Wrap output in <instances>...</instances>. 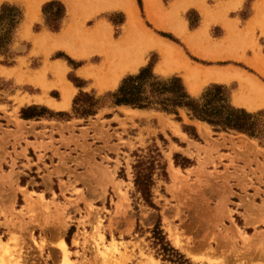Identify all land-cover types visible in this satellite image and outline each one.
<instances>
[{"label": "rangeland", "instance_id": "374dc122", "mask_svg": "<svg viewBox=\"0 0 264 264\" xmlns=\"http://www.w3.org/2000/svg\"><path fill=\"white\" fill-rule=\"evenodd\" d=\"M39 1L0 0V9L9 4L24 12L11 57L0 58V245L6 248L0 249V264H264V146L242 134L216 132L185 110L178 118L155 110L115 107L107 101L95 116L79 117L74 111L79 95H95L100 100L117 91L125 78L150 65L156 76L179 77L187 89L184 74L157 72L161 57L151 52L148 64L137 74L126 75L118 88L101 89L79 73L97 68V60H76L55 44L66 35V47L98 55L101 46L110 42L107 38L99 42L93 29L101 27L102 32L110 27L103 32L119 40L127 22L125 14L105 10L106 0H50L41 3L40 11L34 9ZM151 1L157 10L171 13L178 0ZM191 1L198 8L187 11L183 3L174 6L191 31L201 27L200 7L204 6L216 22L210 41L240 42L252 34L229 35L221 23L245 29L253 0H246L240 10V0ZM52 2L65 9L59 31L49 27L44 14V7ZM130 2L139 10L142 27L178 45L191 67H234L264 82L242 62H212L194 56L174 35L150 23L144 0ZM73 7L76 29L71 36L62 35L67 11L71 18ZM57 11L54 7L49 15ZM263 27L264 19L252 37L264 54ZM39 32L49 35L37 41L34 35ZM33 46L37 47L34 52ZM60 83L71 85L75 92L68 110L48 106V102L62 101ZM212 86L226 87L232 105L243 109L233 99L239 91L237 83L202 86L196 96L187 92L198 99ZM29 109H36L30 113L39 117L26 120L22 112ZM260 111L264 109L250 113ZM157 149L165 169L154 173L152 208L136 189L135 167L141 161L150 166ZM161 236L179 255L173 259L165 255ZM178 240L183 247L177 245ZM220 242L226 243L225 248ZM63 245H67L68 259ZM193 254L204 258L195 260Z\"/></svg>", "mask_w": 264, "mask_h": 264}, {"label": "bare ground", "instance_id": "6f19581e", "mask_svg": "<svg viewBox=\"0 0 264 264\" xmlns=\"http://www.w3.org/2000/svg\"><path fill=\"white\" fill-rule=\"evenodd\" d=\"M45 1H50V0H40L39 3H36L37 7H34V9L35 8L38 9V7L40 9L41 3L45 2ZM106 1H107L106 4H108V7L105 10H109V11L118 10V11H121L122 13H125L126 16H127V25H126V27L124 29V33H123L124 35H123V37H121L120 40L113 41L111 34L109 36V34H107L106 32H103L104 29L102 30V32H103L102 33L101 32V27L98 25L100 28H98L97 30H96V28H95V30L93 29V31H94L93 36L98 38L99 42L102 41V39H104V38H107L105 40L110 42V44L109 43L107 44L108 46H106L105 44H103V46H101V50H99V52L97 53L98 55H93L92 56V55H88V54H82V53L77 52V50H75V48L73 49L72 47H66L64 45V42H63L64 40L68 41L67 38H66L67 37L66 35H65V38L62 37L60 42H57V44H55V45H57L56 47L60 48L61 50L64 49L70 55V57H73L76 60H88V61H94V59L97 60L99 62V66L97 68H91V67L84 68V69H81V72H79V73H80L81 77H83V78H85L87 80L93 79L94 81H96L98 83L99 87H101V89L102 88H107V89H111L112 90V89L118 88L121 80L126 75H128V74H136L142 67H144L147 64V60H148L147 59V55L149 56V53H151V52H157V53H159V55L161 57V61H160L159 65H158V67H157V72H159V73L163 72V73L166 74L168 71H171V72L184 74L183 77L185 79V82H186V85L188 87V90H189L190 94L193 95V96H196V95H198L201 92V87L202 86H207V85H209L211 83L229 84V83L232 82L233 79L236 78V76L234 74H232L233 72L231 73V72L226 71V70H216V69L207 70L206 68H205L206 70H203L204 68L202 69L201 66H195V67L192 66L191 67L190 63H189V60H187V58L185 57L186 55H184L183 51L179 47H177V46H175V45H173V44H171V43H169L167 41H164V40H161V39L157 38V35L156 36L153 35L154 34L153 32L151 33L149 31L145 30L147 28L144 29L143 28L144 25L142 27L141 20L139 18V10H138L137 6H135L136 4L134 5L132 2L129 3L130 0H128V1L127 0H106ZM144 1H145V5H146L145 9H146V13H147V18L150 21V23L153 24L156 27V29H158V30L171 32L175 36L183 39L185 41L187 47L192 52L197 54L198 51L196 52V50H195L194 40H192V38H190L188 36V31H189V30L187 31V27L188 26L186 27V25H185L186 23H184V21L181 20V14L179 13L180 10L178 11V9H176L175 7L174 8L172 7L173 8L172 12L169 15H166L165 13H163L164 11L162 12V11H159V10L156 9L155 5L153 4V1H151V0H144ZM186 2H188V1L186 0ZM92 3H94V2H92ZM30 4L32 5V3H30ZM68 4L70 6H72L73 3L72 4L68 3ZM191 4L194 5L195 3H191ZM34 5H35V3H34ZM74 5L75 4H73V6ZM178 5H179V2H178ZM181 5L182 4H180V6ZM185 5L186 6L184 8H186V10H187V8H189L190 4L187 3ZM74 8H76V7H73L70 10V13H71L70 24H69V27L67 29L68 31L64 32L65 34L67 33V34L70 35L71 34V30L73 29V27H75L74 26V24H75L74 23L75 22L74 21L75 20ZM182 8H180V9H182ZM33 10H32V12L34 13ZM75 10H80V9H75ZM259 10H257V11H259ZM183 11L185 12V10H183ZM204 11H209V10L207 9V10H204ZM261 11H260V13H261ZM208 13H210V12H208ZM208 13L206 12L205 14H208ZM27 14H28V12H27ZM39 14L40 13H38V15ZM35 15L36 14H34L33 17ZM210 15H211V13H210ZM27 17H28V15H27ZM80 17H82V16H80ZM36 19H37V17H36ZM205 19H207L206 15H205ZM210 19H212V18L208 17V20L206 21L207 23H204L205 25H204V28H203L202 32H204L205 35H206V32L208 31V28L210 27L209 24L212 23V22L208 23V21ZM260 20H261V15H260ZM260 20H258V24H259ZM212 21H213V19H212ZM250 25H252V24H250ZM27 26H28V23H27ZM105 26H106V24H105ZM107 26H108V24H107ZM103 28H105V27H103ZM109 28H106L107 30L105 29L104 31L108 32ZM74 29H76V28H74ZM93 31H91V32H93ZM81 34H82V32H81ZM88 35L90 36V34H88ZM102 35H104V36L106 35V37H104ZM205 35L203 34V36H205ZM84 36H85V34H84ZM203 36H202V38H203ZM81 37H82V35H81ZM38 40H39V38H38ZM70 40H74V39H70ZM83 40H85V38ZM91 40L94 42L93 38ZM77 41H76V43H77ZM80 41H82V40H80ZM50 42L52 43L53 41L50 40ZM37 43H36V45H37ZM90 43H92V42H90ZM199 43H200V41H199ZM45 44H46V42H45ZM69 44H70V42H69ZM196 44H198V42H196ZM202 45H204V44H202ZM81 46H83V45H81ZM91 46H93V45H91ZM95 46L97 47L98 45L95 44ZM222 48H223V44H222ZM92 52H93V50H92ZM201 55H203V54H201ZM207 56H209V55H207ZM203 57H204V55H203ZM253 65H255V63ZM236 71H239V70H236ZM57 72L60 73L59 71H57ZM57 72H55V73H57ZM241 72L239 71V73H241ZM6 73H7V71H6ZM63 74L65 76V73H63ZM45 75H46V73H45ZM56 75H58V74H55V76ZM263 75H264V73H263ZM41 81H42V79H41ZM58 82H59V80H58ZM199 83L202 84V85H199ZM40 84H41V82H40ZM60 84L64 88V89L62 88V90H63L62 91V97H63L62 103L48 102V106L51 107V108L57 109V110H65V109L68 110V108L71 106L72 100L74 99L75 92H73V90H72L73 88L72 87H71L72 89L70 88V86H71L70 84H69L70 85L69 87L66 86V84H62V83H60ZM94 85H96V84H94ZM58 86H60V85H58ZM250 86H251L250 89L248 87H245V90H243L244 88L241 89L243 91L242 96H241L242 100L240 99V101H239L240 103L237 102L238 105L244 106L245 108H247V110H250V111H253V112L258 110V109L259 110L263 109L264 108V89L261 86H259L258 84H255V83L251 84ZM223 242H225V240ZM226 243H227V241H226ZM225 244L221 243V245H224L223 248H225ZM228 244H229V242H228ZM177 245H181L182 247L184 246V244H183V242L181 240L177 241ZM3 246L0 245V249L1 250H6V248L3 247ZM63 251H64V254L66 255V258H67V253H68L67 245H63ZM100 252H101V254L103 256H105L106 253H107V252L102 251V250H100ZM107 257H105V258H107ZM192 257L195 260H198V261H200V260H202L204 258L202 256H198V255H194V254L192 255ZM208 258L206 257L207 260H209ZM209 261H211V260H209ZM110 262H111V260H110Z\"/></svg>", "mask_w": 264, "mask_h": 264}, {"label": "trees", "instance_id": "16d2710c", "mask_svg": "<svg viewBox=\"0 0 264 264\" xmlns=\"http://www.w3.org/2000/svg\"><path fill=\"white\" fill-rule=\"evenodd\" d=\"M57 7L53 15L49 10ZM44 14L49 27L59 31L60 23L65 17L63 5L52 2L44 7ZM24 21L23 10L15 5H3L0 9V58H10L17 32ZM56 25H54V24ZM85 101V102H84ZM115 107L127 106L139 110H155L168 115L180 117V111L185 110L194 119L210 125L216 132H235L255 139L264 146V111L250 113L247 110L236 108L231 103V94L226 87L212 86L196 99L187 92L184 82L179 77L164 79L154 74L152 66L142 69L137 75L125 78L114 93L107 94L97 100L95 95L81 94L74 102V111L81 118H88L97 114V109L106 102ZM88 103V105H85ZM36 109L23 111V117L28 120L34 117L30 112ZM61 116H67L61 114ZM150 166L146 162H139L135 167V186L143 196L148 206L155 208L152 201V191L155 186L153 176L156 170L165 169L161 163L159 150ZM162 237V236H161ZM165 255L173 259L179 255L160 239Z\"/></svg>", "mask_w": 264, "mask_h": 264}, {"label": "crops", "instance_id": "0c3cea01", "mask_svg": "<svg viewBox=\"0 0 264 264\" xmlns=\"http://www.w3.org/2000/svg\"><path fill=\"white\" fill-rule=\"evenodd\" d=\"M188 2H186V0H178L175 4H173V8H174V6L175 5H177L178 4V2H179V4H182L183 2V4H187V3H189L190 5H191V7L189 6V8H187V11L189 10V9H191V8H198V5L195 3V2H193V1H191V0H187ZM229 1H231V0H229ZM233 1V0H232ZM246 0H243V3H241V0H240V8L238 9V10H240L241 9V7L243 6V4H244V2H245ZM264 0H253V2H252V12H251V14H250V16H249V18L244 22L245 23V29H241V31L239 30V26H238V24H235V23H232V24H230L229 26L228 25H225V24H222L221 23V26L227 31L226 33L227 34H229V35H238V34H243V32L244 33H250V32H252V34L250 35V37L249 38H247V37H243V39H241L240 40V42H235V41H232L231 39H226V40H224L223 42H220V43H215V42H212V41H210V31H211V29H212V27H213V25H215L216 24V22H215V20H214V18L210 15V11H204V10H207V8L205 9V7L204 6H201L200 7V12H201V14H202V25H201V27H199V28H197L196 30H194V31H191L190 29H189V25H188V22H187V20H185V18L183 17V19L181 18V20H183L184 21V23H186L185 25H186V27H187V31H188V36L190 37V38H192V40H194V43H195V50H196V52H197V54L196 53H194V52H192L188 47H187V45H186V43H185V41L183 40V39H181V38H179V37H177V36H175L173 33H171V32H168V31H164V32H168V33H171L172 35H174L177 39H179L185 46H186V48L194 55V56H196V57H198V58H200V59H204V60H207V61H212V62H222V61H230V60H236V61H239V62H242V63H244L245 65H247V66H249V67H251L252 69H254L261 77H263L264 78V75H263V73H264V54H263V50H262V48L259 46V44L257 43V41L255 40V37H252V35H253V33H254V30L256 29V26H257V23H258V20H260V15H261V20H263L264 19V2H263ZM191 3H195L194 5L193 4H191ZM237 3H239V1L237 2ZM259 3V4H258ZM144 4H145V1H144ZM146 6V5H145ZM172 8V9H173ZM204 8V9H203ZM262 8V9H261ZM260 9V10H259ZM238 10H236V11H238ZM257 10H259V11H257ZM262 10V11H261ZM116 11H118V10H116ZM186 11V12H187ZM258 13H257V12ZM260 11H261V13H260ZM112 12H114V11H112ZM121 12V11H120ZM185 12V13H186ZM207 12H210V13H208V14H205V13ZM233 12H235V11H233ZM263 12V13H262ZM184 13V14H185ZM125 14V13H124ZM165 14H167V15H169L170 13H167V12H165ZM205 15H206V18L207 19H205ZM125 16H126V14H125ZM208 17L209 18H212L213 19V21H212V19H210L209 21H208V23L209 22H212L211 24H209V28H208V31L206 32V35H205V33L204 32H202V30H203V28H204V23H207L206 21L208 20ZM126 18H127V16H126ZM258 18V19H257ZM260 20V21H261ZM69 24H70V18L68 17V11H67V17L65 18V20H64V22H63V28H62V31H63V33H62V35L64 34V32H67L68 30V27H69ZM250 24H252V25H250ZM126 25H127V22H126V24L123 26V33H124V29H125V27H126ZM251 27H250V26ZM67 26V27H66ZM156 28V27H155ZM202 28V29H201ZM263 30H262V33H263V36H264V27L262 28ZM243 30H245V31H243ZM61 31V32H62ZM163 31V30H162ZM45 34H47V35H49V33H42V32H39V33H37V34H35L34 36H35V40H38V38L40 39L42 36H44ZM203 34L205 35V36H203ZM123 35L124 34H122V37H123ZM258 35H260V33L258 32ZM202 36H203V38H202ZM202 38V39H201ZM121 39V38H120ZM119 39V40H120ZM196 39V40H195ZM161 40H164V41H167V42H169V43H171V44H173V45H175V46H177V47H179L178 45H176V44H174V43H172V42H170V41H168V40H166V39H161ZM117 41V40H116ZM198 42V44H196V42ZM199 41H200V43H199ZM202 42V43H201ZM202 44H204V45H202ZM222 44H223V48H222ZM213 45V46H212ZM264 47V46H263ZM36 48L37 47H32V49H31V51H35L36 50ZM206 48V49H205ZM221 51V52H220ZM251 51H252V53H251ZM257 51V52H256ZM201 54H203L204 55V57H203V55H200ZM206 55V56H205ZM207 55H209V56H207ZM211 56V57H210ZM226 57V58H225ZM210 58V59H209ZM225 58V59H224ZM248 62V63H247ZM255 63V65H253ZM147 64H148V61H147ZM146 64V65H147ZM145 65V66H146ZM159 65V64H158ZM158 65H157V67H158ZM252 65V66H251ZM258 65V66H257ZM262 65V66H261ZM144 66V67H145ZM196 66H200V65H196ZM143 68V67H142ZM141 68V69H142ZM201 68L203 69V70H214V69H216V70H226V71H229V72H233L232 74H234L235 76H236V78L235 79H233L232 80V82L231 83H229V84H219V85H231V84H233V83H237L238 85H239V91H238V93L236 94V95H234L233 96V99H234V101H235V104H237L238 105V103H240L239 101H240V99L242 100V93H243V91L241 90L242 88H244L243 90H245V87H248L249 89H250V85L251 84H258L259 86H261L263 89H264V82H262L261 81V79H260V77H258V76H252V75H249L247 72H244L243 70H241V69H238V68H234V67H227V68H222V67H203V66H201ZM206 68V69H205ZM140 69V70H141ZM139 70V71H140ZM236 70H239L241 73H239V71H236ZM138 71V72H139ZM259 71V72H258ZM262 71V72H261ZM137 72V73H138ZM136 73V74H137ZM262 73V74H261ZM250 76V77H249ZM243 77V78H242ZM184 78V77H183ZM253 78V79H252ZM85 79V78H84ZM237 79V80H236ZM87 80V79H86ZM185 80V79H184ZM260 81V82H259ZM185 84H186V82H185ZM211 84H218V83H211ZM241 84V85H240ZM247 84V85H246ZM263 84V85H262ZM243 85V86H242ZM187 86V85H186ZM241 87V88H240ZM187 89H188V87H187ZM189 91V90H188ZM190 93V92H189ZM240 95V96H239ZM193 96V95H192ZM238 99V100H237ZM238 102V103H237ZM58 103H62V101L61 102H58ZM239 106H241V105H239ZM243 109H246L247 110V108H245L244 106H241ZM264 109V108H263ZM259 110V109H258ZM258 110H256V111H258ZM260 110H262V109H260ZM247 111H249V112H253V111H250V110H247ZM256 111H254V112H256Z\"/></svg>", "mask_w": 264, "mask_h": 264}]
</instances>
